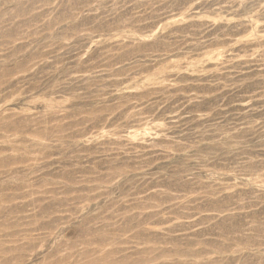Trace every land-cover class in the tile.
<instances>
[{"label": "rangeland", "instance_id": "rangeland-1", "mask_svg": "<svg viewBox=\"0 0 264 264\" xmlns=\"http://www.w3.org/2000/svg\"><path fill=\"white\" fill-rule=\"evenodd\" d=\"M0 264H264V0H0Z\"/></svg>", "mask_w": 264, "mask_h": 264}]
</instances>
